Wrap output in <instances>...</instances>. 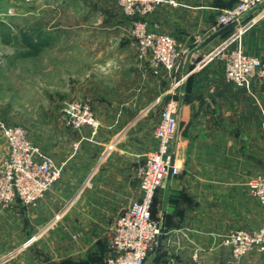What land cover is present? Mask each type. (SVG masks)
I'll return each mask as SVG.
<instances>
[{"label": "crops", "instance_id": "0c3cea01", "mask_svg": "<svg viewBox=\"0 0 264 264\" xmlns=\"http://www.w3.org/2000/svg\"><path fill=\"white\" fill-rule=\"evenodd\" d=\"M236 1L184 2L188 26L181 27L207 29L203 41L217 9ZM263 16L264 4L246 17L250 22L237 40L262 60ZM180 33L174 80L182 93L172 146L180 172L169 174L156 190L151 212L161 242L145 264H188L194 253L202 264H264V253L257 251L231 262L229 250L218 245L221 234L264 222V208L245 186L248 176L264 172V89L252 85L250 94L224 79L220 60L203 63L202 55L233 31L200 49L191 46L188 31ZM127 61L124 86L108 99L98 95L93 100L97 132L83 128L81 146L59 158L61 177L35 205L16 200L0 212V264H106L113 222L140 198L136 170L143 154L155 147L151 130L173 80L163 69L154 74L148 61L135 56ZM32 236L36 240L24 246Z\"/></svg>", "mask_w": 264, "mask_h": 264}, {"label": "rangeland", "instance_id": "374dc122", "mask_svg": "<svg viewBox=\"0 0 264 264\" xmlns=\"http://www.w3.org/2000/svg\"><path fill=\"white\" fill-rule=\"evenodd\" d=\"M174 1L148 10L143 0H0V28L5 35H0V124L23 129L30 143L62 167L59 158L81 146L79 135L88 127H74L65 113L66 106L85 102L95 116L93 100L98 95L108 99L118 91L116 87L124 86V72L130 67L127 59L135 56L147 61L138 56L139 23L146 32L170 35L179 53L180 32H189L191 46L202 42L207 29L196 32L181 27L182 23L188 26L189 14L181 8L189 0ZM224 8L213 15L211 33ZM164 16L169 20H163ZM245 21L247 18L238 38L246 28ZM232 29L235 32L237 28ZM212 50L201 58H208ZM5 153L0 130V161ZM258 174L264 172L253 175ZM259 205L264 208V204ZM252 253L256 251L238 259L230 254L231 262Z\"/></svg>", "mask_w": 264, "mask_h": 264}, {"label": "built area", "instance_id": "2783aa9c", "mask_svg": "<svg viewBox=\"0 0 264 264\" xmlns=\"http://www.w3.org/2000/svg\"><path fill=\"white\" fill-rule=\"evenodd\" d=\"M162 2L175 4L174 0H143L148 10ZM263 4L264 0H237L233 6L221 9L213 31L232 22L237 29L220 42L208 58L203 56L202 59L203 63L220 60L224 79L237 88H245L250 94L252 85L264 89V60L245 52L237 40L245 18ZM137 31L139 58L147 59L154 74L163 69L173 80L168 88L169 98L151 130L155 147L143 154V161L136 170L140 198L131 201L113 222L108 238L111 254L105 259L106 264H145L160 235L159 222L151 212L156 190L169 174L180 172L172 159L182 93L180 82L174 80L180 66V53L170 35L146 32L140 23ZM65 113L74 127L85 124L91 129V135L96 133L99 121L87 103H70ZM261 128L264 137V120ZM0 130L6 144V153L0 161V212L16 200L24 206L35 205L61 177L62 167L30 143L20 127L0 124ZM245 186L252 199L264 204V175L248 177ZM35 240V236L30 237L24 246ZM218 245L228 249L234 259L247 252L264 253V223L223 233L218 237ZM188 264H202L198 253L192 255Z\"/></svg>", "mask_w": 264, "mask_h": 264}, {"label": "water", "instance_id": "95a60500", "mask_svg": "<svg viewBox=\"0 0 264 264\" xmlns=\"http://www.w3.org/2000/svg\"><path fill=\"white\" fill-rule=\"evenodd\" d=\"M235 25V22L229 23L223 27L218 28L217 30H215L213 33H211L209 36H207L198 46L197 49L202 48L203 46H205L208 42H210L211 40H213L214 38L224 34L225 32L229 31L230 29H232ZM160 242H161V237H158L157 240V247L160 246Z\"/></svg>", "mask_w": 264, "mask_h": 264}, {"label": "trees", "instance_id": "16d2710c", "mask_svg": "<svg viewBox=\"0 0 264 264\" xmlns=\"http://www.w3.org/2000/svg\"><path fill=\"white\" fill-rule=\"evenodd\" d=\"M0 35L2 36V38L5 37L3 28H0Z\"/></svg>", "mask_w": 264, "mask_h": 264}]
</instances>
